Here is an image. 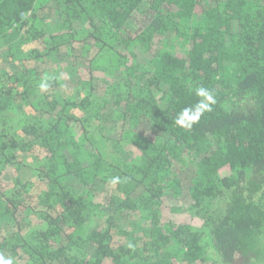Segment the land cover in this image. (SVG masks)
<instances>
[{
	"label": "trees",
	"instance_id": "1",
	"mask_svg": "<svg viewBox=\"0 0 264 264\" xmlns=\"http://www.w3.org/2000/svg\"><path fill=\"white\" fill-rule=\"evenodd\" d=\"M0 254L264 264V0H0Z\"/></svg>",
	"mask_w": 264,
	"mask_h": 264
},
{
	"label": "clouds",
	"instance_id": "2",
	"mask_svg": "<svg viewBox=\"0 0 264 264\" xmlns=\"http://www.w3.org/2000/svg\"><path fill=\"white\" fill-rule=\"evenodd\" d=\"M51 79L52 78L49 76L43 77L38 84V88L41 91L46 92L51 86ZM194 94L198 97H202V99L198 100L194 107L183 109L180 113L177 114L175 118L174 122L182 128L190 129L193 124L198 122L199 116L203 115L206 111H212V106L215 104V97L210 89H207L203 86H198L195 89ZM193 112H198L199 115L195 116L191 120H186L184 118L185 113H189L191 115ZM118 179L119 178H113V182H117ZM0 264H14V258L5 257L3 254H0Z\"/></svg>",
	"mask_w": 264,
	"mask_h": 264
}]
</instances>
